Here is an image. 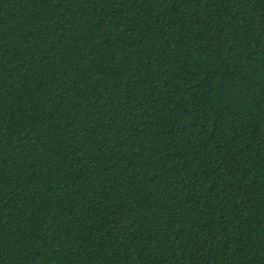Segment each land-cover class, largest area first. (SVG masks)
Segmentation results:
<instances>
[{
    "label": "trees",
    "instance_id": "1",
    "mask_svg": "<svg viewBox=\"0 0 264 264\" xmlns=\"http://www.w3.org/2000/svg\"><path fill=\"white\" fill-rule=\"evenodd\" d=\"M0 264H264V0H0Z\"/></svg>",
    "mask_w": 264,
    "mask_h": 264
}]
</instances>
